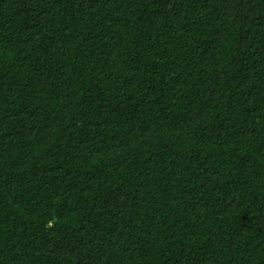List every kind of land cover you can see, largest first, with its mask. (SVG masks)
I'll return each instance as SVG.
<instances>
[{
  "label": "trees",
  "instance_id": "trees-1",
  "mask_svg": "<svg viewBox=\"0 0 264 264\" xmlns=\"http://www.w3.org/2000/svg\"><path fill=\"white\" fill-rule=\"evenodd\" d=\"M0 264H264V0H0Z\"/></svg>",
  "mask_w": 264,
  "mask_h": 264
}]
</instances>
